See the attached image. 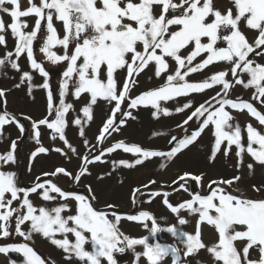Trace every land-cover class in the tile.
<instances>
[{"label":"snow or ice","instance_id":"obj_1","mask_svg":"<svg viewBox=\"0 0 264 264\" xmlns=\"http://www.w3.org/2000/svg\"><path fill=\"white\" fill-rule=\"evenodd\" d=\"M230 4L231 7L221 11L214 0H26L24 5L21 0H0V46L7 47L8 33L15 42L14 49L5 51L0 58V68L7 64L20 73L14 87L19 89L26 85L30 98H34L36 88L43 89L46 96L47 115L32 122V138L38 147L30 153V159L34 161L40 154L50 152L42 145L40 129L43 126L51 130L52 141L59 139L67 146V151L61 147L51 151L68 160H71L70 152L80 161L75 174L56 167L44 175H63L79 183L82 177L90 175L89 165L108 163L104 157L118 150L132 154L135 159L112 160L113 168L132 169L151 158H175L197 143L207 130L214 137L209 162H214L221 152L229 157L235 146L237 169L243 165L245 154L264 167V132L251 123L242 128L230 111H246L264 126V114L256 107L264 106V0H230ZM5 15L10 21L7 24L3 19ZM30 19L34 20V25L29 23ZM57 22L62 26V36ZM250 30L254 34L251 42L246 35ZM42 32L39 52L44 59L38 60L34 42L41 38ZM220 42L225 46H218ZM54 49H59V53ZM22 58L29 71L19 63ZM45 61L64 65L56 89L50 83ZM170 61L175 64L174 69ZM219 63L227 67L198 81L189 79L192 74L204 73L209 66ZM145 70L151 71L156 79H163V83L133 96L131 93L139 84L137 78ZM34 73L43 78L42 83H33ZM120 74L123 79L118 78ZM237 86L251 91L250 100L231 98ZM209 90L215 95L196 101L195 95H204ZM7 91L10 90L0 89V103H6ZM85 94L86 102L79 109L82 115L69 121L68 114L77 112L74 103L81 101ZM69 96L73 102L68 101ZM177 98H183V102ZM99 100L106 102L108 112L95 135L96 143L92 144L86 127L94 121L93 107ZM169 101H175L178 106L169 109L165 106ZM141 107L151 109V116L157 121L187 114L176 125L184 135L154 133L170 135L168 143L172 146L167 151L147 149L123 140L104 147L129 120L137 119L133 111ZM190 122L196 125L194 129ZM13 123H19L15 116L7 111L0 114V135L5 125ZM70 124L78 128V136L87 149L84 155L78 153L66 136L65 130ZM20 131H24L22 125ZM16 148L13 141L10 150L0 154V238L15 234L30 241L34 233L41 234L61 250L65 264H118L116 254L126 252L132 254V264H163L168 257L173 264H185L182 251L183 256L188 257L202 249L210 254L212 264H264V199L246 198L234 194L235 190L230 191L241 179L240 175L210 181L208 194L189 193L191 199L175 205L169 200L170 192H150L144 202L152 203L162 196V205L173 214L179 226L189 222L182 213L198 215L195 235H191L177 226H158L157 218L146 210L122 216L113 205H108L107 210L97 209L92 203L95 195L62 190L50 179L41 181L40 176L30 188L18 187L15 173L2 170L16 163ZM247 168L251 172L254 164L249 163ZM186 176L196 182L203 179V175L183 173L173 183L183 187ZM155 183L150 181V184ZM87 191L92 193L91 186ZM30 194H36L44 202H53V206H34ZM144 195L141 188L133 189V205ZM13 202L18 206L14 207ZM122 218L139 222L149 234L142 238L126 235L119 227ZM160 219L167 221L168 218ZM26 223L25 231L21 226ZM204 224L217 234L210 246L201 240ZM164 231L179 240L183 247L153 242L157 234ZM58 235L61 238H57ZM70 235L74 239H70ZM138 246L141 251H137ZM9 252L22 254L23 264H46L28 243L0 246V253ZM51 264L56 261L51 260ZM195 264L202 261L197 259Z\"/></svg>","mask_w":264,"mask_h":264},{"label":"rangeland","instance_id":"obj_2","mask_svg":"<svg viewBox=\"0 0 264 264\" xmlns=\"http://www.w3.org/2000/svg\"><path fill=\"white\" fill-rule=\"evenodd\" d=\"M178 2V0H176ZM216 6L224 11L226 8L231 7L230 0H214ZM22 5L26 3V0H21ZM5 23H9V18L5 15L3 17ZM24 19V18H22ZM31 25H34V20H29ZM56 27L58 33L62 36V26L59 22L56 23ZM30 30V29H29ZM44 33H41V38L38 41L34 42V51L36 58L38 60H43V55L39 52V46L42 43ZM249 41L254 40V34L250 30L246 33ZM7 47L0 46V58H2L5 54V51H11L14 49V40L11 37V34H6ZM218 46H225L223 42H220ZM58 51L59 49H54ZM186 54V53H185ZM200 58H197L199 61ZM259 61V58H256ZM19 63L23 67L25 71H29L30 69L27 66L26 61L22 58ZM171 68L174 69V62L170 61ZM45 68L49 71L50 74V83L53 89L58 87V83L62 78V72L65 70L64 65H52L49 62L45 61ZM227 67L224 63H219L216 65L209 66L208 69L204 71V73H196L192 74L189 79L192 81H198L205 78L207 75H210L214 72H218L224 70ZM34 84H40L43 82V78L38 74H33ZM20 73L13 71L6 64L3 68H0V89L10 90L7 91L6 94V103H0V109L3 111H7L12 116H15L17 121L23 120L28 129L27 136L23 140L20 152L22 157V163L18 159L15 164L5 166L2 170L11 171L15 173V179L17 180L18 175H22L23 182L26 184H32L36 181L37 176H42L45 173H51L54 171L56 167H64L67 171L75 174L79 170L80 161L76 156H73L72 153H68L71 157V160H68L61 156L60 154L51 151L55 147H61L64 151H67V146L63 144V142L57 139L56 141H52L50 139V132L41 126V141L42 145L48 147L50 149L49 154H40L37 159L34 161L30 159V153L34 151L38 145L35 143L32 138V122L38 121L40 119L45 118L46 113V96L43 89L36 88L33 91L34 98H30L27 95V86L23 85L21 88L17 89L14 87L16 83L19 82ZM149 77H152L149 79ZM119 79H123V74H120ZM139 84L136 88L133 89L132 95H138L142 91H146L155 87H158L163 83V79H156L152 72L149 70H145L138 78ZM195 95V94H194ZM215 95V92L209 90L204 95H195V99L197 102H202L208 96ZM240 97L244 100H250L251 91L244 90L240 86H237L231 93V98L236 99ZM87 94L81 98V101L75 102L74 107L77 109V112L68 114L67 119L71 121L76 115H82L79 111L80 108L83 107L86 102ZM181 103L183 102V98H177ZM69 102H73V98L71 96L68 97ZM169 109H174L176 106L175 101H169L166 105ZM259 111L264 114V106L256 105ZM231 114L235 117V120L239 122L242 128H244L248 123H251L255 128L264 132V126H261L258 121L249 116L247 112H237L235 110H230ZM108 112V105L106 102L99 100L97 105L93 107L94 113V121L86 127V135L89 141L92 144H95V135L98 134L99 127L102 126L103 120L106 117V113ZM133 114L137 116L135 121L129 120L128 124L124 126L119 133H114L112 137L109 138L108 142L104 145V147L109 146L110 144L116 142L117 140H123L129 144H139L140 146L147 149L160 150L164 148L170 139L169 135H154V133H168L170 135H179L183 132L182 129L177 128V123H181L187 114H177L172 117H162L160 120H154L151 116V109L141 107L138 110H134ZM20 123L18 124H8L3 128L2 135H0V154H3L10 150L11 143L13 141L16 142L17 148L15 153L18 155V146L19 141L22 136L20 131ZM191 128H195L196 125L191 124ZM24 128V127H23ZM66 136L69 142L77 148L78 153L80 155H84L87 152V149L82 144L81 138L78 136V128L69 125L66 130ZM244 139L246 142V132L243 133ZM168 136V137H167ZM202 145L196 147L192 145V149H196V151L189 152L190 158H187L186 162L183 159L172 160L167 157H158L151 158L149 161H146L142 166H136L132 169L117 167L113 168L111 161L112 160H120L126 159L132 161L135 157L130 153H123L122 151H117L116 153L111 154L110 156H105L104 159L108 160V163H95L93 165H89L90 175H85L81 178L79 183H76L70 177H65L63 175L55 176L56 181L62 190L75 192L77 194H83L86 196L95 195L96 199L92 201L94 206L97 209H105L107 210L108 205H113L115 211L119 214L122 212H130L132 211V191L135 188H144L145 185H148V188H152L153 186H161L167 191L168 189L174 188L175 184L173 181H177L180 174L183 173H191L194 175H203V179L201 182L192 181L191 184L189 182H183V187H178L173 193H177L176 198L178 202H183L185 200L191 199L189 195L190 187L204 194L208 191V184L210 181H221L230 179L236 175H240L241 179L235 182L229 189L235 190L234 194L246 195L252 197V199H258L259 197L264 196V167L256 164L250 156L247 154L244 155L243 165L237 169L236 162L237 157L234 155L235 146H233L232 152L229 157H225L223 152L218 153L214 162H209L208 156L210 154V149L214 142V137L207 130L202 134L199 138ZM100 147V146H97ZM223 148V145H222ZM192 151V150H191ZM14 153V155H15ZM25 153V156H24ZM176 158V157H175ZM189 159V160H188ZM205 162V165H201V162ZM249 163L254 164V168L251 172L247 168ZM163 165V167H162ZM54 178V177H53ZM49 180V179H46ZM155 181V184H150V181ZM44 181V180H42ZM91 186L92 193L87 191L88 187ZM147 188V189H148ZM184 188H187L188 191L185 192ZM260 189L256 191L255 189ZM151 191H157L155 189L148 190L145 192L143 197H140L137 200L136 208L133 214H138L139 211H149L150 214H154L157 218L158 226L166 228L168 226H175L177 223L173 214L170 213L161 203L162 196L156 198L152 203H145L144 201L147 199L148 195ZM164 191H161L163 193ZM22 195V194H21ZM10 198V196L8 197ZM30 199L32 200L34 206H53V202H44L42 201L36 194H30ZM169 200L174 205L178 202L172 201L169 196ZM13 206H18L17 202H13ZM2 211V210H0ZM167 217V221H163L160 218ZM198 215H194L190 218L188 222L189 232L192 235H195L196 225H197ZM150 226V225H149ZM22 230H27L28 224L22 225ZM120 230L124 232L126 235H130L133 238H142L148 235L147 229H144L143 226L139 222H129L126 218H122L121 223L119 225ZM12 229L14 230V220L12 222ZM163 237V238H162ZM57 238H61L58 237ZM70 239H74L69 236ZM162 238V239H161ZM217 239V234L215 231L206 224L201 225V240L206 245H211ZM161 242L167 243L169 245H174L178 248H182L183 246L180 244L179 240L171 237L169 233L166 231L157 234L155 241L153 242ZM18 243H28L30 247H32L42 259L46 261V264H51V260H55L56 264H65L61 250L55 248V246L51 245L50 242L43 238L41 234H33V237L30 241H24L22 237H19L15 234L10 236L9 238H0V246H7L10 244H18ZM142 249L138 246L137 251H141ZM120 258V261L125 256V262L123 264H132L133 256L130 252L124 253V256H119L120 254H116V257ZM182 260L185 264H195V261L199 259L202 261V264H212V259L209 253L206 250H199L198 253L193 254L188 257L183 256V251L181 252ZM23 264L24 257L22 254L9 252L7 254L0 253V264ZM118 264H122L118 261ZM163 264H173L172 258L168 257L163 261Z\"/></svg>","mask_w":264,"mask_h":264},{"label":"water","instance_id":"obj_3","mask_svg":"<svg viewBox=\"0 0 264 264\" xmlns=\"http://www.w3.org/2000/svg\"><path fill=\"white\" fill-rule=\"evenodd\" d=\"M2 104H3V103H2ZM3 112H4V111H3L2 109H0V114H2ZM19 123L24 127V131H23V134H22V137H21V139H20L19 146H18L19 159H20V162L22 163V157H21L20 147H21V144H22L23 140H24L25 137L27 136L28 129H27L26 124H25V122H24L23 120L19 121ZM47 178H50V177L44 175V176L41 177V181L44 180V179H47ZM185 180H188L189 182H191V180H192V179H191V176H186V177H185ZM52 181H53L54 183H57V182H56L55 180H53V179H52ZM36 182H37V181H35L34 183H36ZM34 183H33V184H34ZM33 184H25V183L23 182L22 175H21V174L18 175V178H17V186H18V187H22V188L27 189V188H30ZM175 186H177V184H175ZM141 189H142L143 191H144V190H149V189H145V188H141ZM152 189H155V190H158V191H160V190H164L163 187H161V186H154V187H152ZM208 192H209V191H208ZM191 193L194 195L195 193H197V191H194L193 189H191ZM206 194H208V193H206ZM240 196H242V195H240ZM243 197L249 198V197H247V196H243ZM261 199H264V197L261 198ZM136 204H137V202H136ZM135 208H136V205H135V206L133 205V206H132V211H131V212L121 213V215L133 214Z\"/></svg>","mask_w":264,"mask_h":264},{"label":"trees","instance_id":"obj_4","mask_svg":"<svg viewBox=\"0 0 264 264\" xmlns=\"http://www.w3.org/2000/svg\"><path fill=\"white\" fill-rule=\"evenodd\" d=\"M2 79H0V81H1ZM160 133H163V132H160ZM168 134V133H167ZM184 135V133L182 132L181 134H179V135H176L177 137H182ZM157 136H160V135H157ZM170 136V135H169ZM168 137V136H167ZM196 147H199L200 145H202V143H201V141L200 140H198V142L197 143H195L194 144ZM171 146L172 145H170L169 143L164 147V148H162V149H160V150H163V151H167V150H169L170 148H171ZM196 149L197 148H195V149H192L191 148V146L188 148V149H186V150H182V152L180 153V154H177V156H176V158H173L172 160H177V159H183L185 162H186V160H187V158H184L183 156L185 155L186 157H188V158H190V153L189 152H193V151H196ZM192 150V151H191ZM15 156H16V160L18 161V155H17V153H15ZM24 156H25V153H24ZM191 158H192V155H191ZM189 160V159H188ZM201 165H205V162H201ZM55 178V177H54ZM176 195H177V193H171L170 194V197H171V199H172V201H176V202H178V200H177V198H176ZM178 203H180V202H178ZM182 215L184 216V218L185 219H187L188 221L190 220V218L192 217V216H188L187 215V213H182ZM175 226H177L178 228H180L181 230H183L184 232H186V233H188V234H190V232H189V227H188V223L187 224H185V225H183V226H179L177 223L175 224ZM192 235V234H191ZM158 236H159V234H158ZM163 238V237H162ZM161 238V239H162ZM156 242H157V240H156Z\"/></svg>","mask_w":264,"mask_h":264},{"label":"flooded vegetation","instance_id":"obj_5","mask_svg":"<svg viewBox=\"0 0 264 264\" xmlns=\"http://www.w3.org/2000/svg\"><path fill=\"white\" fill-rule=\"evenodd\" d=\"M125 254H126V253H125ZM119 256H124V254H120ZM116 259H117V261H119V262L122 263V264L125 262V256H124V258L122 259V261H120V258L118 257V255H117Z\"/></svg>","mask_w":264,"mask_h":264}]
</instances>
